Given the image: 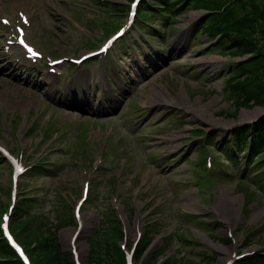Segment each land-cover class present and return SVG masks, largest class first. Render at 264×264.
Here are the masks:
<instances>
[{
	"label": "rangeland",
	"instance_id": "1",
	"mask_svg": "<svg viewBox=\"0 0 264 264\" xmlns=\"http://www.w3.org/2000/svg\"><path fill=\"white\" fill-rule=\"evenodd\" d=\"M126 3L0 0V37L16 32L21 9L33 18L29 37L47 56L84 45L89 49L125 19L126 12L115 14L111 4ZM203 9L181 11L171 29L156 21L166 34L153 39L158 46L144 41L145 49L151 43L157 47L150 56L140 52L135 62L131 54L122 59L117 52L113 63L119 66H112L109 76L118 77L121 68L124 77L109 89L98 85L97 75L104 72L97 63L86 68L89 74L82 81L78 75L84 66L70 70L72 63L56 76L31 67L39 81L34 87L30 82L7 85L0 78V143L24 159L28 170L33 168L14 181L9 160L0 159V229L9 217L35 264H64L56 262L55 250L72 254L79 227L75 242L81 264H91L99 253L102 235L128 249L139 237L150 238L152 247L138 264L174 259L181 264H251L246 261L250 257L264 264V185L252 180L251 172L244 175L243 164L228 165L221 152L237 125L264 113V103L240 105L225 91L239 85V74L231 71L241 58L200 31ZM2 17H13V23ZM111 21L115 25L109 26ZM208 57H216L210 66L200 60ZM169 99L180 104L169 105ZM114 123L126 126L124 136L115 135ZM202 153L211 157L213 167ZM262 156L256 153L254 159ZM201 168L214 176L211 182L204 181ZM82 198L81 215L75 216ZM46 241L50 250L44 249Z\"/></svg>",
	"mask_w": 264,
	"mask_h": 264
},
{
	"label": "trees",
	"instance_id": "2",
	"mask_svg": "<svg viewBox=\"0 0 264 264\" xmlns=\"http://www.w3.org/2000/svg\"><path fill=\"white\" fill-rule=\"evenodd\" d=\"M165 1L167 0L161 1L162 4H165ZM154 2H160V0ZM188 2L197 7L208 6L216 10L222 9V13L205 15L201 19L206 22L203 27L212 26L215 30L221 29L222 34L218 43L224 49L232 48L231 53L236 55L252 53L246 60L233 64L234 74L244 77V79L239 80L243 83L234 88L235 94L243 102L264 96V0H188ZM173 4L174 2H168L165 9L172 11V7L169 6H174ZM245 18L247 21H243ZM253 130L255 131V138L258 139L256 148H260L264 142V116L254 126ZM249 132V127L241 128L236 131V136L242 141L247 138ZM261 180L264 184V176H261ZM103 231L107 232V229L103 227ZM102 239L104 240L102 246L105 256L93 258L91 264H127L124 250H121L117 243L113 246L108 236H102ZM149 239L144 237L140 241L136 251V259L143 255L150 243ZM47 244L48 241L45 242V248L50 250L51 246ZM116 253L118 254L117 257ZM55 258L58 263L75 264L72 254L66 256L59 249L55 250ZM246 261L251 264L260 262L257 257L247 258ZM172 263L167 261L166 264ZM0 264H23L3 237L0 238Z\"/></svg>",
	"mask_w": 264,
	"mask_h": 264
},
{
	"label": "bare ground",
	"instance_id": "3",
	"mask_svg": "<svg viewBox=\"0 0 264 264\" xmlns=\"http://www.w3.org/2000/svg\"><path fill=\"white\" fill-rule=\"evenodd\" d=\"M188 32V31H187ZM186 37V35L185 34H183L179 39H178V41L177 42H179V43H181L182 41H183V39ZM188 42V41H187ZM201 60V62L203 63V64H205V65H207V66H210V65H212V63H211V61H216V57H208V58H204V59H200ZM214 61V62H215ZM4 69V68H3ZM42 73V72H41ZM44 74V73H43ZM43 78V77H42ZM49 81V80H48ZM50 83V82H49ZM8 85V84H7ZM6 85V86H7ZM49 85V84H48ZM11 86V84L9 85V87ZM13 87L14 86H17V85H12ZM49 89V88H48ZM40 91V90H39ZM31 93H33V92H31ZM154 98H156L155 100H161L160 98H159V96H157V97H155V96H153ZM154 100V101H155ZM166 102V101H165ZM87 103V102H86ZM167 104H169V105H179L180 103L177 101V100H173V99H169V100H167V102H166ZM196 106H198L199 107V111L201 112L202 110H204V107H202V105L201 104H199V103H196ZM189 108V107H188ZM173 138V137H172ZM230 200V199H229Z\"/></svg>",
	"mask_w": 264,
	"mask_h": 264
},
{
	"label": "snow or ice",
	"instance_id": "4",
	"mask_svg": "<svg viewBox=\"0 0 264 264\" xmlns=\"http://www.w3.org/2000/svg\"><path fill=\"white\" fill-rule=\"evenodd\" d=\"M25 22H27V21H25ZM5 23H7V21H5ZM20 31V33H21V37H23V30L22 29H20L19 30ZM22 44L24 43V41H23V39L21 38V41H20ZM28 51L31 53V55L32 56H38L39 55V53H37V52H35L33 49H31V48H28Z\"/></svg>",
	"mask_w": 264,
	"mask_h": 264
}]
</instances>
